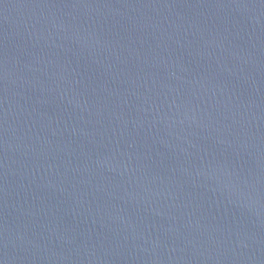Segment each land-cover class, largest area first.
Returning <instances> with one entry per match:
<instances>
[{"label":"water","instance_id":"obj_1","mask_svg":"<svg viewBox=\"0 0 264 264\" xmlns=\"http://www.w3.org/2000/svg\"><path fill=\"white\" fill-rule=\"evenodd\" d=\"M0 264H264V0H0Z\"/></svg>","mask_w":264,"mask_h":264}]
</instances>
